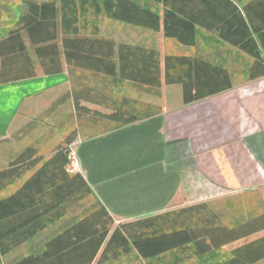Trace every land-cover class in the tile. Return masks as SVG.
<instances>
[{
  "label": "crops",
  "instance_id": "1",
  "mask_svg": "<svg viewBox=\"0 0 264 264\" xmlns=\"http://www.w3.org/2000/svg\"><path fill=\"white\" fill-rule=\"evenodd\" d=\"M21 1L24 14L37 3ZM176 3L198 21L194 23L193 46L166 38L163 31L103 16L88 17L78 26H98L97 37L114 44L110 57H104L113 59V74L86 70L76 64L69 72L63 60V72L45 76L33 56L38 77L0 84V151H4L0 153V171L8 169L29 147L48 160L64 139L76 134L81 174L92 190L89 203L104 206L115 227L186 208L193 203L188 197L207 191V187L223 189L225 193H259L264 207V77L252 81L247 78L253 59L234 46L248 42L252 36L264 56V0ZM220 31L228 38L221 37ZM25 41L29 45L26 36ZM123 45L159 52L161 88L121 77L118 65ZM129 54L128 65L137 64L140 53ZM170 56L200 59L225 69L231 75L232 88L185 104L183 87L166 83L165 61ZM65 96L66 101L55 107ZM77 101L90 112H77ZM118 109L140 119L116 127L106 115ZM55 120L64 127V137L51 145ZM34 171L0 192L14 189L0 200L16 192ZM83 215L70 209L3 256L0 264L21 259L17 253L34 240L39 244L32 253L45 251L50 239L75 225ZM97 261L98 258L93 264Z\"/></svg>",
  "mask_w": 264,
  "mask_h": 264
},
{
  "label": "trees",
  "instance_id": "2",
  "mask_svg": "<svg viewBox=\"0 0 264 264\" xmlns=\"http://www.w3.org/2000/svg\"><path fill=\"white\" fill-rule=\"evenodd\" d=\"M35 1L18 19L17 27L0 39L1 85L38 77L33 56L45 76L63 72V60L69 72L76 64L86 70L113 74L116 66L108 58L114 44L97 37L98 26H78L88 17L103 16L163 31L166 38L183 46L195 44L194 23L198 21L179 8L176 0ZM219 35L228 38L221 31ZM261 36L264 38V33ZM248 40L234 46L252 57L247 75L252 81L264 77V56L253 37ZM130 51L140 53L137 64L128 65L131 60L126 55ZM119 53L122 78L161 88L159 52L123 45ZM165 79L169 85L183 87L185 104L232 88L231 75L225 69L200 59L167 57ZM66 98L62 97L55 107ZM75 105L77 112H90L80 107L78 101ZM106 118L115 122L116 127L140 119L123 109ZM75 136L69 135L48 160L36 148L29 147L8 169L0 171L3 192L35 170L16 192L0 200V259L65 216L75 205L90 201L92 190L82 174L67 171L68 151ZM208 206L211 205H192L115 227L107 209L93 202L75 225L47 242L45 251L25 255L13 264H93L97 258V264H189L192 259L241 241L244 243L232 250L231 258L218 264H255L264 259V207L260 201L254 204L249 216L232 224L222 222L230 213H208Z\"/></svg>",
  "mask_w": 264,
  "mask_h": 264
},
{
  "label": "rangeland",
  "instance_id": "3",
  "mask_svg": "<svg viewBox=\"0 0 264 264\" xmlns=\"http://www.w3.org/2000/svg\"><path fill=\"white\" fill-rule=\"evenodd\" d=\"M22 2L23 1L21 0H0V39L6 36L10 30L15 29L17 27L16 22L25 12L21 10ZM58 106H61V104H59ZM61 118L62 117L60 115V119ZM53 126H55L53 127L54 139L50 140L49 144L51 145L55 143V140L59 139L60 137H64V135H62L64 131V127H62V124L55 120ZM60 140L61 139H59V141ZM0 153L3 154L4 151L1 149ZM13 190L14 189L11 188L0 196H6L7 194H11ZM188 200L189 202H193L191 205L188 204L189 206L200 205L202 203H207L208 205H211L208 206V213L223 212L224 215L230 213L231 216L228 215L223 217L222 222L224 224H232L234 222L239 221V219L241 220L249 216V214L252 213V207L254 206V204L257 205V203L261 200V196L259 193L255 192H243L234 194L233 192L225 193L223 189H208L207 187V191H202L197 195L189 196ZM90 205L91 204L89 203V200H85L71 208V211H73V213L81 212L83 214V212ZM261 235L263 234H260L259 236ZM243 243L244 241H241L229 245L218 252L208 253L202 258L199 257L198 259H192L189 264H218L224 262L231 258L232 250L242 245ZM37 244L39 243H36V240H34L31 243L24 245L21 252L17 253L18 257L21 258L25 255L31 254L32 248L37 246ZM255 264H264V259Z\"/></svg>",
  "mask_w": 264,
  "mask_h": 264
},
{
  "label": "built area",
  "instance_id": "4",
  "mask_svg": "<svg viewBox=\"0 0 264 264\" xmlns=\"http://www.w3.org/2000/svg\"><path fill=\"white\" fill-rule=\"evenodd\" d=\"M67 171L70 174H81L82 173V165L78 155V152L75 148V143H73L68 151V165Z\"/></svg>",
  "mask_w": 264,
  "mask_h": 264
}]
</instances>
